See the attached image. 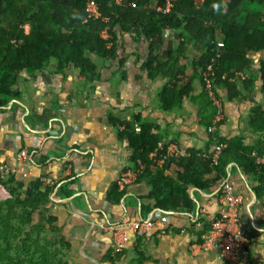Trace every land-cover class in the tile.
<instances>
[{"label": "crops", "instance_id": "1", "mask_svg": "<svg viewBox=\"0 0 264 264\" xmlns=\"http://www.w3.org/2000/svg\"><path fill=\"white\" fill-rule=\"evenodd\" d=\"M131 34L118 35L115 59L94 58L99 77L88 85L72 67L58 71L55 61L33 75L22 72L16 81L19 96L0 107V163L26 170L25 181L44 177L52 180L47 207L73 245L71 253L77 264H109L102 257L112 247V235L98 229L99 223L148 218L157 212L166 224L164 231L152 229L138 240L127 230L119 264H140L135 253L138 245L147 257L142 264H227L214 249L190 246L199 242L223 207L219 190L223 180L230 179L234 191L242 197L240 216L248 258L264 264V184L256 175L243 171L240 158L229 161L225 177L214 184L204 188L183 184L190 200L185 208L156 207L155 200L147 197L150 185L144 179L127 184L117 203L106 200L117 178L126 170L135 171L129 162L128 141L119 134L122 125H113L111 117L129 120L137 114L160 136L161 143L175 142L183 153L208 149L209 133L200 121L199 79L194 78L191 97L170 109L160 108L157 94L164 79L148 76L142 67L147 42L142 37L132 39ZM176 41L177 33L166 30L158 40L159 58L164 59ZM189 48L184 63L186 72L192 73L191 59L199 46ZM120 59L124 60L121 65ZM258 67L253 63V74H257L254 86L242 95L228 99L225 91L218 89L223 117L215 131L226 140L237 139L245 153L263 163L264 134L249 121L255 109L264 110ZM237 88H241L240 83ZM21 148L27 151L24 160L17 159ZM166 177L175 180L177 175ZM213 177L204 174L202 182ZM64 183L67 186L60 190ZM0 187V199L8 197V191ZM165 187L168 189V184ZM65 191L70 193L62 195Z\"/></svg>", "mask_w": 264, "mask_h": 264}, {"label": "trees", "instance_id": "2", "mask_svg": "<svg viewBox=\"0 0 264 264\" xmlns=\"http://www.w3.org/2000/svg\"><path fill=\"white\" fill-rule=\"evenodd\" d=\"M163 1L95 0L99 16L93 17L86 11L87 0H0V107L19 96L16 81L22 72L33 75L50 61H55L58 71L76 69L85 85L93 83L99 77L94 58L115 59L117 37L122 32L147 42L142 67L148 76L164 79L157 94L160 108L170 109L191 97L194 78L199 79L200 121L206 130L215 113L203 81L207 64H211V90L220 99L218 89H223L228 99L252 89L257 77L253 63L259 65L260 87L264 89V0H172L168 13L157 12ZM213 3L221 7L214 11ZM102 30L107 32L106 38L101 36ZM166 30L175 31L177 41L161 59L156 51ZM217 40L223 45L217 46ZM194 45L199 51L191 59L193 72L187 73L184 60ZM123 62L120 59V65ZM111 119L113 125H122L119 134L128 141L129 162L138 171L136 179L150 185L147 197L153 198L158 208L189 206L183 184L198 188L214 184L225 177L228 162L237 158L242 159L245 173L256 175L264 184V162L245 153L235 138L226 140L216 131H207L208 149L165 157L162 167L152 169L155 162L148 155L160 136L137 114L129 120ZM249 121L264 134V110L255 109ZM133 123L138 124V131ZM217 143L225 146L213 164L211 150ZM165 172L177 178L169 180ZM204 174L214 177L202 182ZM0 184L9 193L0 199V264H73V245L47 207L53 186L44 185L40 178L25 181L21 176H8ZM66 186L64 183L60 190ZM122 194L123 189L113 184L106 200L115 204ZM136 237L139 240L140 236ZM139 247L135 248L136 261L142 264L147 257ZM123 253L124 248L113 253L110 247L102 261L119 264Z\"/></svg>", "mask_w": 264, "mask_h": 264}, {"label": "built area", "instance_id": "3", "mask_svg": "<svg viewBox=\"0 0 264 264\" xmlns=\"http://www.w3.org/2000/svg\"><path fill=\"white\" fill-rule=\"evenodd\" d=\"M117 2L120 0H116ZM202 1V0H196ZM173 5L172 0H164L162 4L156 7L157 12L168 13ZM131 6H135L131 3ZM86 11L93 17L99 16V11L95 0H87ZM101 36L107 37V32L102 30ZM217 46H222L221 40L216 41ZM204 85L207 89V94L215 108V113L211 120L210 126L207 127L208 132H215L217 125L222 120V102L219 97L211 90V81L209 75L211 74V64L206 65V71L203 73ZM135 131L139 130L137 123H133ZM225 146L224 143L213 144L211 150V162L216 164L218 156ZM183 152L180 146L175 142L161 143L159 142L152 151L149 152V158L155 162V166L163 163L165 157H175ZM27 158V151L21 148L17 153L18 160ZM8 176L26 177V170L17 167L9 166L5 163H0V180ZM136 170L124 171L116 180V185L119 190L123 189L127 184L136 179ZM44 185H52V180L49 177L40 178ZM222 194L221 200L223 207L214 216L210 222V227L203 234L201 241L191 244L190 248H200L204 250H216L220 258L227 264H259L253 263L248 258V249L246 244V236L241 223L240 208L242 197L239 193L234 191V182L230 179H225L221 185ZM98 229L110 232L112 235V252H119L123 249V245L128 240L127 230L134 232L136 236H143L152 229H157L163 232L166 224L161 218L160 214L150 216L148 218L133 219L126 221H119L114 223H99Z\"/></svg>", "mask_w": 264, "mask_h": 264}, {"label": "clouds", "instance_id": "4", "mask_svg": "<svg viewBox=\"0 0 264 264\" xmlns=\"http://www.w3.org/2000/svg\"><path fill=\"white\" fill-rule=\"evenodd\" d=\"M211 7H212V9L215 11V10H217L218 8H220L221 5H218L217 3H213V4L211 5Z\"/></svg>", "mask_w": 264, "mask_h": 264}, {"label": "rangeland", "instance_id": "5", "mask_svg": "<svg viewBox=\"0 0 264 264\" xmlns=\"http://www.w3.org/2000/svg\"><path fill=\"white\" fill-rule=\"evenodd\" d=\"M102 32V31H101ZM0 192H2L3 193V191H2V189H1V187H0ZM1 197V196H0ZM77 252V251H76ZM114 253V252H113ZM71 254H73V253H71ZM75 262V260L73 259V264H77L76 262ZM80 263H81V261H79Z\"/></svg>", "mask_w": 264, "mask_h": 264}]
</instances>
